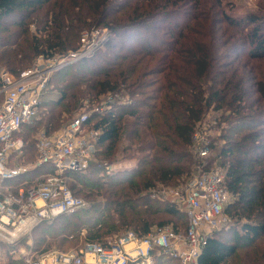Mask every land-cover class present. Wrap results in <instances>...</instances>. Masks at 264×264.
Wrapping results in <instances>:
<instances>
[{"label": "trees", "instance_id": "1", "mask_svg": "<svg viewBox=\"0 0 264 264\" xmlns=\"http://www.w3.org/2000/svg\"><path fill=\"white\" fill-rule=\"evenodd\" d=\"M91 27L110 34L94 53L51 75L39 117L19 131V162L34 160L39 131H58L84 101L108 95L126 101L91 114L101 131L94 159L64 173L73 195L88 205L33 227L30 250L77 251L169 224L183 231L184 213L151 190L213 162L193 152L191 137L215 111L213 120L225 125L208 144L226 169L231 200L224 214L233 224L212 232L197 264H264V0L240 13L235 0H0V70L18 75L39 55H66ZM124 159L135 162L107 171ZM46 171L52 168L39 166L11 184ZM152 258L180 264L157 250Z\"/></svg>", "mask_w": 264, "mask_h": 264}, {"label": "built area", "instance_id": "2", "mask_svg": "<svg viewBox=\"0 0 264 264\" xmlns=\"http://www.w3.org/2000/svg\"><path fill=\"white\" fill-rule=\"evenodd\" d=\"M106 28L91 27L80 32L78 46L63 56L39 55L34 63L18 75L0 70V241L15 245L42 221L84 208L81 197L73 195L64 173L82 171L90 163L101 133L92 126L90 116L103 113L112 101L125 103L122 96L108 95L102 105L78 112L64 127L51 134L39 131L36 136L34 160L19 162L24 142L19 135L23 125L39 117L40 103L49 90L51 75L102 46L109 35ZM207 129L197 126L192 134L193 152L202 159L209 155ZM49 165L52 171L25 179L16 186L17 177ZM107 171L112 167L107 166ZM226 169L219 165L195 168L172 189L157 186L151 197L175 204L186 217V227L176 232L172 225L152 229L139 236L127 231L106 243H86L72 252L46 251L38 256L26 255V264H153V252L164 253L180 264H197L202 247L213 231L230 223L224 209L231 200L225 187ZM10 182V183H9ZM9 183V185L7 184ZM92 254L93 261L87 260Z\"/></svg>", "mask_w": 264, "mask_h": 264}, {"label": "rangeland", "instance_id": "3", "mask_svg": "<svg viewBox=\"0 0 264 264\" xmlns=\"http://www.w3.org/2000/svg\"><path fill=\"white\" fill-rule=\"evenodd\" d=\"M258 1L259 0H235L236 13L243 12L244 10H247V9L257 10L258 9ZM30 29L34 30L33 27H31ZM85 29H88V28H85ZM2 68H5V67H2ZM104 101H105V99H104L103 96H101L97 101H95V103L94 102L93 103H88V101H84L83 102L84 106L80 107L79 111H83V110L86 111V110H89L90 108H92V106L102 105V103H104ZM76 113L73 116H75ZM218 114L219 113L215 112V111L208 112V114H207V116H206V118H205V120H204V122L202 124V127L204 129H207L206 133H207V136H208V138H207L208 141H210V139L215 138L218 135V131L222 127H224V125H225L224 123L219 124V120L218 119L217 120H213L214 116H218ZM69 121L70 120H67L66 124ZM216 153H217L216 151H213L211 149L209 151L208 158H212V159L214 158L213 162H211V166H215V165H219L220 164V159L219 158H215ZM134 162H135L134 159H124V160H121L119 163L112 164L110 167H112V169L130 167V166H132L134 164ZM191 172H195V170H193ZM181 182H182V180H179L177 183L162 184V185L158 184L157 186L158 187L159 186H163V187H165L167 189H172L176 185H179ZM81 198L84 200L85 205L87 206L88 205V201L84 197H81ZM232 224H233V220H230V223H228V225L224 226V227H226V228L228 227L229 228ZM31 230L27 234H25L26 236L25 235L20 236V238L17 240L15 245H10V246H12V249L9 248L10 250H8L7 253H6V249H8V248L2 247L1 245H4V243L0 241V263L6 262L7 258H12V260H16V261H19L22 264H26V262H25L26 256L22 255L20 253V251L21 252L24 251L26 253V255H31V256H36L38 254V253H36V251L32 252L30 250V248L33 246L31 235H29ZM20 240L22 241L21 244L19 243ZM53 250L54 251H61V252H72V251H75L70 246L69 247H65L63 249L52 248L49 251H53Z\"/></svg>", "mask_w": 264, "mask_h": 264}, {"label": "crops", "instance_id": "4", "mask_svg": "<svg viewBox=\"0 0 264 264\" xmlns=\"http://www.w3.org/2000/svg\"><path fill=\"white\" fill-rule=\"evenodd\" d=\"M87 260L89 261H93L94 260V257L92 254H87L86 257H85Z\"/></svg>", "mask_w": 264, "mask_h": 264}]
</instances>
